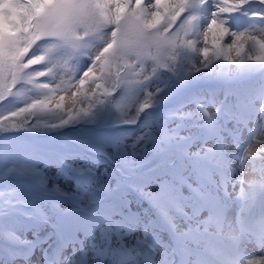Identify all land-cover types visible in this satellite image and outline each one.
Segmentation results:
<instances>
[{
	"label": "snow or ice",
	"instance_id": "obj_1",
	"mask_svg": "<svg viewBox=\"0 0 264 264\" xmlns=\"http://www.w3.org/2000/svg\"><path fill=\"white\" fill-rule=\"evenodd\" d=\"M253 2L264 7V0H0V101L11 96L22 83L46 95L65 91L58 84L39 83L36 78L50 76L52 69L33 66L44 64L50 50L63 48L71 53H79L89 46L87 42L92 38L104 41L103 46L90 57L91 64L75 80V90L71 91L69 97L49 95L48 103L36 100L9 112L7 116L0 115V130H15L28 125L33 110L48 107L59 109L66 99L72 107L68 108L65 116L60 117L59 124L50 127H62L86 118L92 108L83 110L75 107L85 88L88 91L84 95L90 103H102V97L111 96L115 87L128 74H137V69L146 60L157 62L159 54L170 48L177 52L185 48L197 51L195 41L184 40L181 36V31L187 35V27L190 26L192 35L199 39L201 31L197 33L194 28L197 17L189 15L181 21L184 13L197 5L210 4L214 8L202 30L204 47L198 49L199 55L204 58L200 61L204 68L210 65L212 57H222L232 64L243 63L242 53L246 46L258 48L256 53L247 56V61L255 59L264 64V36L245 35L248 31L236 32L227 26V16ZM252 16L264 21V12H253ZM178 21L181 22L177 24ZM174 25L177 27L173 28ZM259 28V32L264 33V25ZM228 36L231 37V43L225 42ZM58 67L63 70L64 66ZM100 81H104V84ZM69 83L73 82L70 80ZM148 107L149 104L142 103L138 110L142 112ZM198 109L206 120H213V113L199 105ZM259 113L260 128H264V101L260 104ZM17 116L22 117L23 123H6ZM229 118L236 119L238 123L247 122L235 114H229ZM126 122L135 123V120ZM257 149L264 151V138ZM159 151L163 153L165 149L160 148ZM178 152L180 164L165 156L142 175L133 177L128 187L164 216L173 228L176 225L172 223L174 217L169 214V210L178 213L185 221L195 220L194 225H189V232L202 231L232 240L236 252L234 264H264V255L244 256L249 240L232 234L227 203L188 183L183 161L191 162L194 154H190L187 147L178 149ZM246 155L251 158L253 154ZM126 167L134 170L138 164L129 160ZM251 183L255 184V181ZM185 187L191 195H185ZM186 209H191V212ZM74 210L95 215L87 207L79 205ZM259 243L264 249V240Z\"/></svg>",
	"mask_w": 264,
	"mask_h": 264
},
{
	"label": "rangeland",
	"instance_id": "obj_2",
	"mask_svg": "<svg viewBox=\"0 0 264 264\" xmlns=\"http://www.w3.org/2000/svg\"><path fill=\"white\" fill-rule=\"evenodd\" d=\"M251 4V6L250 4L245 5V10L264 12V7L255 5L254 3ZM202 6L203 7L201 11L194 12L197 17L194 23L195 31L197 33L201 31V33L199 34V39H197L196 36H193L192 30L189 31L188 28L187 35L184 37V40L191 39L196 42L194 47L197 49V51L188 50L186 52V48L183 49L181 52L182 62H180L179 65L176 64L173 55L171 57L169 55L168 59V64H170L174 68L177 67L180 70L183 81L188 84L192 81V70H199L204 68L200 63V61L204 58L199 55L198 49L204 47L202 30L206 25L207 20L210 18V13L214 11V8L210 4H205ZM184 16L181 17V21L183 20ZM247 17L245 16L244 26L236 28V26L231 23V16H227V26L232 31L236 32L248 31L245 33V35L255 34L258 36V38L264 36V33L259 32V26L264 25V21L256 19L252 16V13H250L249 16L247 15ZM181 21H178L177 23H180ZM103 42L104 41L100 38L90 39L87 42L89 46L83 49L84 52H87V56L86 58H83L84 61L79 64H74L76 60L71 56L72 53L63 48H56L48 52V56L51 59L50 67L52 68L54 66L53 68H55V78L50 82V84H54V86L58 84L60 89H65V91H58V94H56L57 97L56 95H54V97L58 98L59 95L69 97L71 95V91L75 90V87L72 85L73 83H69L70 80L72 82V73L76 71L78 67L80 69L85 67L82 70L83 73V71L87 69L86 62L88 66L89 64H91L90 57L94 56L95 52L103 46ZM225 42L231 43V37H225ZM209 44H211V41L209 42ZM256 52L257 50L255 47L246 46L244 53H242L244 62L241 64H232L230 60L226 61L222 57L220 59L212 57L210 65L206 68V72H211V74L215 73L216 75L221 72L224 73L226 71L230 74H238V69L241 68L244 71V67H246V64L255 66V59H253L252 62L247 61V56ZM209 55L211 56V52L209 53ZM233 55H235V53H233ZM144 64H146L145 70L140 71L138 69L137 74L134 77V80L137 79V81L133 80V84L130 85V95L126 96L125 98V108L118 120L120 125L127 127L128 133H124L125 127L123 126L114 128L111 136L107 137V139L111 141V145L106 146V148L104 149V154L101 151V158L103 159L107 158L108 161L112 160V162L116 163L123 146L127 148L128 146H132V142H139L142 130L131 132V130L133 129V126L131 127L132 123L126 121H131L134 119L136 123L141 113V111L138 110L140 104L148 102L151 103L152 101H155L158 96L162 94V91L166 86L168 88L172 85L170 83L173 79L172 73H170L169 71L158 69L156 70V73L153 74L150 71V69L152 68V62L146 60ZM60 65L64 66L63 70L58 67ZM171 66L170 68H172L173 72H175L174 68ZM220 66L221 68L219 69ZM257 78L258 76L255 77L254 80H256ZM128 79L129 78L127 76L125 77L124 81L126 82L128 81ZM75 80L76 78L74 79V81ZM262 81L264 82V80ZM256 82L260 84V80L257 79ZM141 83L143 84L141 85ZM180 88L182 89L183 86H180ZM203 91L204 92L196 93L197 95H189L187 97H196L199 106L207 110L209 113L214 114L213 120H216L218 116L217 113L219 111L225 112L226 115H228V118L229 114L234 113L230 112L226 107H224L226 96L230 93L229 90L218 91L217 89L211 88L212 92L210 93L206 92L207 89H204ZM256 93V99L254 101L252 100L248 102L250 108L249 121L245 124L236 122L235 125L230 126L229 120H218L222 128L221 138H224V140L221 142L207 143L205 146L211 147L213 145L215 148H224L226 152L220 156L218 162L222 166V169L216 173V183L218 184L220 192L229 195V199H225L224 201L228 205V216L231 221L233 235L236 234L237 222L235 219L237 218L238 212L240 210L239 199H241V195H244L243 197L251 196L254 192V187L250 185L251 182L258 180L260 177L264 178V175L262 176V172H264V155H262L261 152H258L257 149V145L259 144L260 140L264 138V128H260L259 124V108L261 102L264 101V92H262V88L258 86L256 88ZM153 96H155V98H153ZM165 96L166 94L164 93L163 98ZM187 97L182 100L181 105L179 106L181 108H178L179 113L185 112L187 110L186 107L189 103ZM239 99L240 100L237 103H240L242 101L247 103L248 101L246 96H241ZM79 102L80 109L88 110L89 108H91L83 101L81 97L79 98ZM26 103H30V101L24 100L22 102L14 104L7 110V114L20 107H24ZM64 103L65 104L61 108H56L58 110L57 112H62L58 118L55 117L54 119L53 116H51L50 119H46L47 129L53 128L50 127L53 124H59L60 117L65 116V112L68 110V108L72 107L69 106V104H66L70 103L69 100L66 99ZM233 103L234 106H236V102ZM152 104H157L159 110L169 108V105H167V101L152 102ZM195 108L199 111L198 107ZM92 111L91 114L93 116ZM144 112H146L147 116H150L148 110H144ZM81 120L82 119L75 120V123H79ZM14 121L15 118L11 120L9 124ZM205 121L206 119H204L203 123ZM72 122L74 123V121ZM70 123L62 127H55V129L67 128L69 133L72 134V131L69 129ZM181 127L182 128L179 127L180 132L184 133L187 130V125L185 127ZM198 128L199 127L194 128L196 129L194 133L196 136H202V127H200L199 129ZM58 145L63 151L65 150V146L62 143ZM147 152L148 150L145 151V154H142L139 150H135V153L128 158H130V161L136 162L138 166H142L145 162H148L155 157V154L148 157ZM246 153H249V155H253L251 158H249ZM12 155L13 157L9 159L8 162L0 166V177L2 178V180L8 181L7 183L0 184V213L5 212V210L9 207H12L13 204L11 203H15L16 200L21 199L26 203L29 200L34 199L37 195V192L33 188L26 190L21 187L22 185L18 184V182H11V179H14V172H12V170H15L17 174H24V176L28 177L29 179L33 177L37 178L39 186H47L48 189L51 179L52 182L55 183V186L51 190L56 194H60L61 192H63L62 198H64V202L51 204L50 202L54 201H52L51 199H46L45 202L40 203V209L45 213V216L47 217L46 221L50 225V228L59 220L69 218L71 214L78 213L79 211L74 210L76 209L77 205H79L80 207L83 205L91 206L92 208L97 207V203L103 198L102 192H100L101 187L105 185L108 186L114 196L115 191L120 185L123 178L109 175V169L110 167H114V164H95V162L88 160V158L83 160H76V162L70 163V160H68L67 157L64 158L65 164L73 166V168L76 169L77 172L80 169H85L87 171L88 183L85 188H82L77 186V184L75 186V182L73 183L72 178H59L55 173L54 166L47 167L43 162L40 163L36 161L24 162L13 151ZM42 170H45L46 173L45 176H43V178L41 179L38 171ZM7 175L8 177L6 178ZM190 180L192 181V179ZM190 180H188L189 184H191ZM192 182V186L194 185L199 187L196 184V181ZM57 189L59 191H57ZM188 191L190 190L185 187V195H191L188 193ZM74 195H78V199L75 201L76 205L70 207L71 209H68V207H64V205H67V201L65 199L71 200ZM124 195L125 194H122L119 199H117L116 197L114 203L111 204L112 209L110 211L112 214L109 221L116 229L113 230L115 232L111 230L106 232L103 231L102 227H97L92 231V236L87 234L82 235L81 239L83 242V246L81 248H78V244L76 243L70 244L68 247L67 245H64L63 249H61L60 264H168L171 261L170 248L167 245V242L163 235L161 233H157L154 235V233L149 232L150 230L148 229V226L150 215L148 210L144 206H142L141 204L135 205L134 209H130L127 213L128 215H130V217L128 216V218L124 221L123 212H121L117 207L119 205L126 204L123 201L124 199L122 198ZM251 198L248 201H250ZM247 199H243V201ZM16 204L18 203L16 202ZM131 206H133V201L131 203ZM133 211H135L136 214H134ZM186 211L191 212V209H186ZM30 212V210L25 211L26 216L29 217ZM32 213L37 215V218L40 217L36 210L32 209ZM169 214L174 217L173 222L179 230L189 227L190 224H195V220L185 221L183 217L171 210H169ZM11 230H13V227L10 230L4 232L6 233V235L8 234L9 239L13 240V242L15 243H18V245L21 243L28 244L29 247L34 249L35 253L34 255H32V257H20L17 259L2 256L0 254V264H11L12 260L14 262L12 264H41V261L45 264L48 261L47 254H41V252L47 250V247L50 244L49 236H46L48 231L47 227L36 225L34 227H29V230L20 232V234L17 232L16 234L13 233L12 235L10 233ZM256 235L259 238L252 234L235 235L243 236L247 240H249L243 253L245 257L263 255L262 250L264 249L261 248L259 242L261 240H264V229L261 232H257ZM194 239H197V235H195ZM38 241H42L41 246L37 245ZM221 255L225 264H234V261L236 259V252L234 251L232 240L225 243V248L221 251ZM196 264L206 263L196 262Z\"/></svg>",
	"mask_w": 264,
	"mask_h": 264
},
{
	"label": "trees",
	"instance_id": "obj_3",
	"mask_svg": "<svg viewBox=\"0 0 264 264\" xmlns=\"http://www.w3.org/2000/svg\"><path fill=\"white\" fill-rule=\"evenodd\" d=\"M179 53L180 52H177L176 50H174L172 53H171V56L173 55V58L175 59V62L177 65L180 64V60H179ZM105 71H107V68L105 69ZM75 75V73H72V77ZM206 77V75L201 72L199 73H195L194 75H192V78L193 80H201V79H204ZM81 98H83V93L81 94L80 96ZM90 102V101H89ZM65 103L63 102V105ZM66 104H69V106H72L71 102L70 103H66ZM88 104H92L94 105L95 107V110H97L98 112V115L99 117H103L105 116V113L103 112L102 108H101V103H96L95 101H92L91 103H88ZM77 107L80 106V102L78 101V103L75 105ZM55 107H52V108H44L41 113H40V116L43 120H41V122L38 124L39 127H42V128H45L46 127V124H47V120L44 119L45 117H47V114H49ZM57 113H60V112H57ZM60 115V114H59ZM19 120H22V117L19 116ZM23 121V120H22ZM60 173L62 174H67V172L63 169H60Z\"/></svg>",
	"mask_w": 264,
	"mask_h": 264
},
{
	"label": "bare ground",
	"instance_id": "obj_4",
	"mask_svg": "<svg viewBox=\"0 0 264 264\" xmlns=\"http://www.w3.org/2000/svg\"><path fill=\"white\" fill-rule=\"evenodd\" d=\"M258 152L264 153V152H262V151H258Z\"/></svg>",
	"mask_w": 264,
	"mask_h": 264
}]
</instances>
